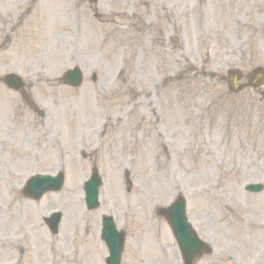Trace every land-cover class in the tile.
I'll return each mask as SVG.
<instances>
[{
  "label": "rangeland",
  "instance_id": "rangeland-1",
  "mask_svg": "<svg viewBox=\"0 0 264 264\" xmlns=\"http://www.w3.org/2000/svg\"><path fill=\"white\" fill-rule=\"evenodd\" d=\"M169 1H172V8L168 4ZM169 1L164 8L166 10L164 19L172 25L174 31L177 27L181 28V43L177 44L176 38H172V51L166 57L162 56L161 60L146 61L142 58L140 71L137 73V77L140 78L139 81H136V84L139 85L138 90L131 88L125 78L121 86L125 90L113 94L112 100H109L110 108L104 109L103 113L111 115L116 109H114L116 105L128 104L129 106L131 101L138 98L139 102L150 107L157 118L164 117L166 119L168 115V119L173 118L176 122V119L181 117L184 126V151L182 155L172 156V167H179L182 160L183 171L195 166L198 168V172H201L200 179L199 176L197 178L184 177L183 182L187 192L190 193L193 183L199 184L203 190L209 183L214 189L213 202L206 198L203 201L202 197L198 200L193 197L194 195H189L187 199L189 211L198 209L196 206L199 205L200 212H203L209 209V204L212 205L214 209L212 219L215 221L211 224L214 225L216 237L219 239L221 237V241L227 239L222 242L218 241L216 244V264H229L220 258L221 250L229 248L237 253L236 261L231 264H248L242 252L250 251L255 247L260 249L264 241V225L261 226L264 224V188L258 194H245L241 192L239 186L245 181L264 182V92L261 94V92L247 87L231 93L227 89L224 73L228 68H237L247 72L256 66L264 67V19H262L264 3H261L262 7H257V0H198L199 4L194 6L193 0ZM179 2H181V8H179ZM162 3L163 1L159 4V11H162L164 7ZM125 5L127 3H124ZM123 9L126 10L125 7ZM151 9L155 11L152 15L154 22L149 27L144 22L139 24L142 26L143 23L149 30L146 32L147 37L155 36L164 39L162 34L165 33V28L163 18L159 16L158 0L151 1ZM127 21L126 12L125 15H122L121 23L127 25ZM120 31H128V25ZM167 32H169V28ZM123 40L124 42L118 41L102 48L96 45L90 46V44L84 46L87 51L85 59L87 68L89 70L94 68L97 75L103 79L105 71L107 76L108 73H111L118 58L124 56L127 59V71L131 68L134 70L130 60L129 39L127 37ZM61 41L63 40L61 39ZM56 45V53L61 52L60 49H64L65 46L61 45L60 47L59 43ZM66 47L68 48V46ZM177 47L182 49L180 59L177 57ZM189 60H193L197 65L196 78L193 83L187 79L188 74L185 73L186 68H189L190 65ZM26 69L28 67L22 70ZM163 73H167V75L162 77ZM128 81L132 86L131 80L128 79ZM107 84L104 82L102 87ZM110 87L114 88V86ZM149 87L151 88L149 89ZM100 88L98 85L97 89ZM58 89V93L54 90L50 94L48 104L54 106L57 101L64 98L66 113L63 111L59 117L60 119L63 117L65 119L73 118L72 101L68 99L70 92L60 85ZM83 90L85 91L84 99L80 98L79 100H82L86 109L80 121L82 128L87 121H89L88 126L92 127L98 121L95 119L102 117V114L97 115L95 119H90L89 113L93 111L88 106L91 101L90 89L86 86ZM74 91L78 92L79 89ZM39 96L46 95L39 94ZM58 96L62 98H58ZM125 96L127 97L125 98ZM14 99L15 95L0 89V107H2L0 114L3 118L15 115L14 120L17 122V126H14L12 131L7 134L0 133L2 135L0 136V149L8 153L6 159H0V262L15 259L18 247L19 251H26L24 253L26 259L23 256L22 264H45L43 261L46 257L44 247H41L39 253H35L31 245L44 246L49 238H44L45 234L42 233L38 235L39 240L31 238L24 243L22 236L26 232H30L31 226L27 224L35 218L36 214L45 216L47 205H42L44 202L38 205L28 204L25 209L30 208V210L27 211V215L25 214L26 217L22 216L20 219L16 212L15 200L20 198L17 194L18 186L25 175L31 172V169H52V167L46 166L51 164L55 152L51 150L52 145L45 135L52 137L51 135L54 134L50 135L48 131L40 132L38 129L44 128V124L36 125V129L34 127L32 130L27 129V119L25 118L28 115L23 113V118L15 107L10 106L14 103L12 101ZM154 109L157 114L154 113ZM120 111H127L128 114L131 112V108L128 110L127 107H124L114 113ZM21 118L24 120L22 124H19L17 119ZM171 124V121H166V126ZM127 127L125 125V129L115 128V131L121 133V146L117 149L119 152L117 157L121 156L120 159L125 157L131 161L130 177L132 180L133 176L135 177L132 185H129L125 179L129 174L112 171L106 175V193L102 197L108 202L105 206L102 205L101 211L98 209L89 213L81 220H76L81 208L80 203L72 212L67 211L63 227L57 235L59 236L58 241H54V264H77L80 257H85L87 264H98L97 259L102 252L99 248L100 242L95 241L94 228L103 213L112 215L118 227L127 234L124 264H140L145 254L154 259L163 258L159 252L155 251L164 244L166 233L159 218L155 215L154 207L151 204L154 201L153 198L146 197L145 199L140 194L144 188L139 179L142 176L146 177L150 195L157 197V201H160L159 204H163L161 200H169L171 192L161 195L159 185L166 186L167 182L164 179H174V173L165 172L162 168H158L161 172L141 173L148 169V160L145 158L142 148L131 146L132 142ZM18 130H21V133ZM83 130L86 131L84 128ZM172 136L173 141H176V132H173ZM65 138L66 136H64ZM27 139H33L35 145L42 148L43 154L35 155V151L28 146L20 147V142ZM139 143L142 142L139 141ZM48 154H50L49 158H47ZM153 158L155 157L153 156ZM63 159L66 171L67 168L70 170L69 167H72L70 159L67 157H63ZM93 160H96V156H93ZM155 160L158 159L155 158ZM3 162L6 163L2 164ZM107 164H109L108 167L113 166L111 161H107ZM75 171L78 174L76 169ZM66 176H72L71 181L77 179L74 172H67ZM120 176H123L121 181L119 180ZM177 177L183 179L180 173L177 174ZM120 185H123L124 191L118 194L117 186L120 188ZM52 197L47 207H51L53 202L69 205L70 200L60 193ZM227 206L232 207L224 214L227 219L226 225L229 226V234L225 232L222 219L224 218L222 212ZM34 207L39 208V213L34 211ZM33 222L35 223V220ZM155 224L157 225V234L152 228V225ZM19 234L21 236L17 237ZM5 237L11 239L3 242L2 239ZM252 239L256 241L252 243ZM15 241H18V245ZM225 241L229 244L224 247ZM167 255L170 256V254Z\"/></svg>",
  "mask_w": 264,
  "mask_h": 264
},
{
  "label": "bare ground",
  "instance_id": "bare-ground-1",
  "mask_svg": "<svg viewBox=\"0 0 264 264\" xmlns=\"http://www.w3.org/2000/svg\"><path fill=\"white\" fill-rule=\"evenodd\" d=\"M163 190H164V191H166V190H167V188H164Z\"/></svg>",
  "mask_w": 264,
  "mask_h": 264
}]
</instances>
